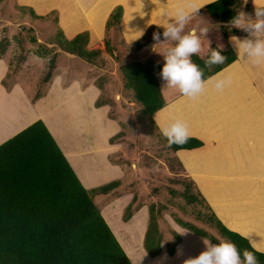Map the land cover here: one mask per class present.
Instances as JSON below:
<instances>
[{
  "label": "crops",
  "instance_id": "obj_1",
  "mask_svg": "<svg viewBox=\"0 0 264 264\" xmlns=\"http://www.w3.org/2000/svg\"><path fill=\"white\" fill-rule=\"evenodd\" d=\"M16 1L17 5L31 8L36 15L58 10V24L64 36L71 39L78 33L88 31L90 42L94 41L96 12L102 17L100 26L103 35L102 26L111 11L118 5L122 6L121 29L125 38L123 30L130 24L133 27L141 26L144 21L150 19L154 22L159 17L168 20L177 8L185 7L188 2ZM65 16L68 17L71 33L61 24ZM150 25L162 30L155 23ZM150 25H147L143 33ZM230 36L243 39L248 35L230 33L227 36L222 44L223 51L226 45L229 46L236 60L211 78H230L231 87L223 93H217L209 85L203 95L190 100L182 97L176 89L163 87L161 80L160 89L165 106L149 118L154 126L155 139L163 137L158 124L176 119L187 123L191 137L200 140L202 146L176 152L167 150L170 157L181 163L182 169L192 178L214 215L227 230L241 237L247 234L246 240L250 246L255 243L257 247L264 248V66H255L238 58ZM8 72V63L0 59V145L41 120L86 190L90 191L124 176L121 167L112 162L110 157L119 146L122 147V143L127 142L129 133L118 120L109 117L110 106L107 103L95 107V101L101 94L99 86L94 84L83 87L80 79L76 78L69 83L68 88L61 89L54 81L44 96L32 101L35 95L31 89L33 84L25 86L14 81L7 83L5 80ZM129 93L133 99L132 91L129 90ZM133 101L130 104L138 106L142 117L141 105ZM143 119L146 120L145 114ZM137 129L135 137L139 139L143 126ZM119 132H122V137L110 143L109 139ZM90 167L94 170H90ZM123 187L103 195L90 193V196L94 203L100 200L101 206L95 205L103 219L130 262L138 264L145 251L143 244L149 219L148 206L146 202L134 199V190H129L130 186ZM130 205L134 211L123 221L124 210ZM164 218L158 220L162 235L160 253L154 257L147 254L140 264H183V261L196 257L205 249L203 240L207 238L189 230L186 235H179L174 230L177 224L173 220L176 219ZM180 227L184 228L182 225ZM173 232L180 241L175 245L173 255H170L168 247L176 241Z\"/></svg>",
  "mask_w": 264,
  "mask_h": 264
},
{
  "label": "trees",
  "instance_id": "obj_2",
  "mask_svg": "<svg viewBox=\"0 0 264 264\" xmlns=\"http://www.w3.org/2000/svg\"><path fill=\"white\" fill-rule=\"evenodd\" d=\"M240 2L241 0H216L215 3L199 9L197 14L204 13L215 23H220L222 29L232 28L234 32L236 28L229 22L238 14ZM18 10L22 13L29 12L31 17L37 20L47 17L38 16L27 7L18 6ZM49 14L54 15L56 11ZM121 17L122 7L118 5L108 16L106 29H117ZM54 21L57 23V17ZM56 30L57 35L48 43L53 45L52 48L41 46L45 53L38 52L39 57L51 56L47 64V73L41 80L42 86L49 84L56 68L57 53H52L56 46L61 51L99 69L104 68L105 59L102 51L87 49L88 31L67 39L60 28ZM153 32L162 34L163 30L150 25L141 40L131 44L133 50L139 51L144 48L146 41H152ZM31 40L35 41L33 38ZM105 46L107 50V44ZM209 54L193 56L192 59L203 67L204 59ZM221 54L226 56L227 60L224 64L214 66L211 71L205 69L206 78L236 60L233 51L227 45ZM161 66L151 58L120 65L125 88L132 91L133 99L141 105L142 112L148 116H152L165 106L160 89L161 79L158 75ZM42 90L35 94L32 101L45 95L46 90ZM105 104L99 97L94 105L98 108ZM120 137L122 132L111 137L109 141L112 143ZM163 141L168 150L178 151L177 146L169 148L165 138ZM200 146L202 142L191 137L182 150ZM178 162L182 169L181 163ZM176 183L184 186L181 192H176L182 199L190 201L193 205H206L208 213L198 214L196 217L198 221L218 230L222 240L233 242L239 250H252L245 238L230 232L222 225L191 179L176 180ZM119 185L120 180H114L90 191L86 190L41 120H37L5 141L0 145V264H132L90 196V193L106 194ZM155 208V204L149 206L148 226L143 244L150 257L158 255L161 251L162 235L158 226L161 216L157 217L153 213ZM130 211L131 205L128 206L124 218L128 219L131 216ZM187 224L185 227L194 234L213 243L221 241L206 231L196 226L188 227ZM174 235L176 241L168 248L170 255H173L174 247L180 241L179 237ZM256 255L260 264H264V254L257 252Z\"/></svg>",
  "mask_w": 264,
  "mask_h": 264
},
{
  "label": "rangeland",
  "instance_id": "obj_3",
  "mask_svg": "<svg viewBox=\"0 0 264 264\" xmlns=\"http://www.w3.org/2000/svg\"><path fill=\"white\" fill-rule=\"evenodd\" d=\"M16 2V0H0V59H4L8 63L9 68L5 81L7 83L12 81L20 82L25 86L33 84L31 89L35 91V94L42 89L46 90L47 93L50 85H52L51 83L54 81L59 84V88L66 89L69 87V83L76 78L80 79L83 87L94 84L99 86L101 101L110 106L109 117L118 120L122 128L126 129L129 133L127 142L122 143V147L119 146L110 157L112 162L118 164L124 173V176L119 179L120 185L118 187L124 185L125 187L123 188H126L130 186L131 188L128 189L134 190V199L147 203L148 214L150 213L149 206L155 204L156 208L153 213L157 217L176 219V221H173L184 228H186L185 224L188 223V227L196 226L206 231L210 236L220 239L218 230L209 227V225L198 221L196 218L200 213H208L206 205H193L190 201L184 200L176 194V192H181L184 188L182 184L176 183V180H187L191 177L186 174L184 169H181L177 164V160L174 161L175 159L170 157L169 150L163 141L164 137L162 139L158 137L157 139L154 138V126L149 118L151 116L146 115V120L143 119L144 113L142 112L143 116L141 117L138 106L130 104L131 102L134 103V101L129 93V89L125 88L124 82L121 79L120 65L123 63L144 61L151 58L163 65V57L151 50V45L155 43L153 40L150 42L146 41L144 48L139 51L133 50L131 44L141 40L142 37L136 39L139 31H144L147 25L151 23H163L166 21L165 18H156L154 22L148 19L141 26L137 25L136 27L130 24L123 30L126 36L124 38L121 29L123 11L117 29H106L105 22L102 26L103 35L100 26L102 25V17L97 12L94 13V16H96L94 18V21H96L94 24V41L90 42L89 33L87 49H99L102 51L105 59L104 68L99 69L93 64H89L76 56L61 51L56 46L52 50V53H57L56 68L49 84L42 86L41 80L47 73V64L51 56L39 57L38 52L45 53L41 46L52 48L53 45L48 43L52 37L57 35L56 29L60 28L58 24L59 13L55 9L53 11H56V14L45 13L38 15L47 17L37 20L32 18L29 12H20L18 10V6L20 5H17ZM245 2L246 0H241L237 13L243 12L249 17L254 18L253 0ZM21 7L29 8L25 5ZM55 17H57V23L54 21ZM167 19H170V17ZM61 24L65 30L67 28L70 29L67 16L62 17ZM220 25V23H215L204 13L194 15L186 25L185 31L194 28L197 34H200L202 29H208V32L202 37L203 47L200 53L201 56L210 53L207 41L210 42L212 49H216L218 45H222L226 41L230 33L236 32L240 35H248L242 29L236 28L233 32L234 29H222ZM159 28L163 30L162 27ZM32 38L35 41L31 40ZM161 40H163V36H161ZM130 41L132 42L129 43ZM166 47L167 45L162 43L156 47V51L163 52ZM107 80L109 81L108 84H106ZM163 85L164 81H162ZM139 126H143V130L138 135L139 139H136L135 135L138 134L137 127ZM91 169L92 167H90ZM95 204L101 206L100 200H96ZM126 211L127 208L124 210L122 216L123 221L127 219V217H125L126 219L124 218V214L127 213Z\"/></svg>",
  "mask_w": 264,
  "mask_h": 264
},
{
  "label": "clouds",
  "instance_id": "obj_4",
  "mask_svg": "<svg viewBox=\"0 0 264 264\" xmlns=\"http://www.w3.org/2000/svg\"><path fill=\"white\" fill-rule=\"evenodd\" d=\"M197 2L199 6H197ZM216 0H188L185 7L176 9L174 15L163 23L156 24L163 28L160 32H153L151 50L163 57V65L158 73L160 79L164 81V86L176 89L182 97L194 100L203 95L208 86L211 85L217 93H223L231 87L230 78L213 79L205 77V69H211L220 64H224L227 57L222 55L223 45H218L216 49L207 46L210 54L204 59L203 67L195 63L193 56H199L203 47L202 37L208 29H202L197 34L196 29L185 31L186 25L199 9L205 5L215 3ZM247 2V0H246ZM245 2V3H246ZM254 18L243 12L236 14L229 22L232 27L242 29L248 36L240 39L230 36L237 57L251 62L255 66H264V0H253ZM143 31H139L136 39L143 36ZM161 35L163 40H161ZM130 41L129 43H131ZM162 43L167 47L163 52H157L156 47ZM161 135L167 141V147L177 146L182 150L183 146L191 139L189 127L182 119H176L166 124H158ZM174 230L179 235H186L189 231L174 225ZM247 239V234H242ZM205 249L196 257L183 261V264H260L256 253L264 254V248L257 247L255 243L251 245L252 250H239L237 246L228 240H221L213 243L211 240H203ZM147 255L146 250L140 257L138 264Z\"/></svg>",
  "mask_w": 264,
  "mask_h": 264
},
{
  "label": "bare ground",
  "instance_id": "obj_5",
  "mask_svg": "<svg viewBox=\"0 0 264 264\" xmlns=\"http://www.w3.org/2000/svg\"><path fill=\"white\" fill-rule=\"evenodd\" d=\"M66 31H67L68 33H71V30H70V29H68V28L66 29Z\"/></svg>",
  "mask_w": 264,
  "mask_h": 264
}]
</instances>
